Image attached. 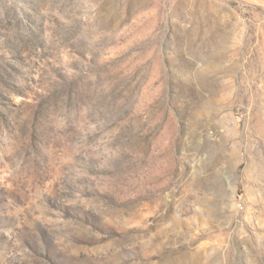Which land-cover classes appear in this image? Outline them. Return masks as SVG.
<instances>
[{
  "label": "rangeland",
  "instance_id": "374dc122",
  "mask_svg": "<svg viewBox=\"0 0 264 264\" xmlns=\"http://www.w3.org/2000/svg\"><path fill=\"white\" fill-rule=\"evenodd\" d=\"M0 264H264V0H0Z\"/></svg>",
  "mask_w": 264,
  "mask_h": 264
}]
</instances>
